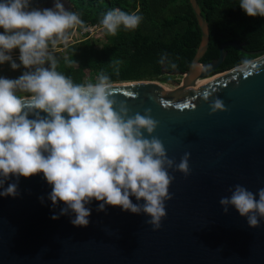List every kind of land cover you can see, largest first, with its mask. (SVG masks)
<instances>
[{
  "label": "water",
  "instance_id": "95a60500",
  "mask_svg": "<svg viewBox=\"0 0 264 264\" xmlns=\"http://www.w3.org/2000/svg\"><path fill=\"white\" fill-rule=\"evenodd\" d=\"M61 2L73 10L68 0ZM189 4L201 33L190 67L161 66L165 76L182 80L113 83L115 98L126 101L130 114L151 109L158 121L152 135L169 158L178 164L190 153L187 176L168 170L172 199L165 201L161 227L153 230L150 217L120 207L97 211L101 202L95 200L87 205L88 226L75 227L72 214L59 215L63 203L53 206L48 199L51 186L42 173L12 177L7 183H18V195L0 197V264H264V218L251 228L234 208L225 214L219 204L237 184L253 193L264 188V53L248 52L257 57L214 73L226 47L244 46L227 41L216 59L200 64L209 29L197 0ZM31 6L52 8L54 0H32ZM205 91L212 93L209 102L202 99ZM215 98L224 111L211 112Z\"/></svg>",
  "mask_w": 264,
  "mask_h": 264
},
{
  "label": "clouds",
  "instance_id": "9594fccd",
  "mask_svg": "<svg viewBox=\"0 0 264 264\" xmlns=\"http://www.w3.org/2000/svg\"><path fill=\"white\" fill-rule=\"evenodd\" d=\"M31 2L0 0V65L8 62L13 70L29 69L16 79L0 77V197L18 195V183H7L12 177L18 181L42 173L51 186L48 199L53 206L63 203L59 215L72 214L75 227L88 226L87 205L95 200L101 202L97 211H105L107 205L143 214L158 230L167 215L165 201L172 199L174 176L168 170L187 176L190 153L178 164L169 158L161 140L152 135L158 121L151 109L130 114L126 101L115 98L109 75L76 84L58 72L57 46L69 40V29L83 28L84 22L61 0L43 9ZM239 7L249 17L264 18V0H240ZM142 19L137 12L115 8L102 14L100 24L114 36L121 26L136 29ZM15 49L19 63L11 55ZM65 63L76 61L65 58ZM211 96L205 91L202 99L209 102ZM209 107L212 113L225 110L219 98ZM229 192L219 200L223 212L234 208L249 227H259L264 188L253 193L237 184Z\"/></svg>",
  "mask_w": 264,
  "mask_h": 264
},
{
  "label": "trees",
  "instance_id": "16d2710c",
  "mask_svg": "<svg viewBox=\"0 0 264 264\" xmlns=\"http://www.w3.org/2000/svg\"><path fill=\"white\" fill-rule=\"evenodd\" d=\"M72 11L87 24L100 23L102 14L120 8L137 12L143 17L134 30L121 26L116 35L105 33L106 43L96 48L88 40L78 44L61 43L65 55L56 56L57 71L76 84L84 82L85 71L98 68L109 75L112 83L132 81H169L167 71L185 72L199 47L201 33L189 0H68ZM201 15L209 29V45L200 64L206 65L219 55L220 46L227 41L243 43L241 48L226 47V58L214 73L223 72L246 63L264 53V18L249 17L239 7L240 0H197ZM74 29L69 34L72 39ZM65 58L76 63L70 66ZM163 58V59H162ZM118 62V63H115ZM174 65V67H173Z\"/></svg>",
  "mask_w": 264,
  "mask_h": 264
},
{
  "label": "rangeland",
  "instance_id": "374dc122",
  "mask_svg": "<svg viewBox=\"0 0 264 264\" xmlns=\"http://www.w3.org/2000/svg\"><path fill=\"white\" fill-rule=\"evenodd\" d=\"M71 30L72 29L68 30V34H70ZM105 33H106V30L104 29L102 31L103 37L99 36L97 38L96 36H93V37H91V38H89L87 40L89 41V43L93 44L96 48H99L101 45L106 43ZM83 37H84V35L80 34L77 31H73L72 39L69 42L64 43V46L67 45V44H78L79 42L84 40ZM58 46H57V48H56V50L54 52V55L55 56H63V55H65L64 47L59 48ZM11 55H12L13 59L17 63H19V49L13 50ZM44 66L45 67H49V65L47 63ZM27 70H29V69H25L23 66H21L17 70H13L10 67V63L5 62L4 64L0 65V77H5V78H9V79H16L24 71H27ZM84 74H85L84 75V82L85 83H95L97 81L98 76L101 74V72H100V70L98 68H92L91 70L85 71ZM161 78H167L169 81L182 80L181 76H165V75H162ZM152 82H160V81L155 80V81H152Z\"/></svg>",
  "mask_w": 264,
  "mask_h": 264
},
{
  "label": "built area",
  "instance_id": "2783aa9c",
  "mask_svg": "<svg viewBox=\"0 0 264 264\" xmlns=\"http://www.w3.org/2000/svg\"><path fill=\"white\" fill-rule=\"evenodd\" d=\"M103 27L100 23H94V24H87L85 27L81 29H74V31L79 32L80 34L84 35V40H87L93 36H96L97 38L99 36L103 37L102 31Z\"/></svg>",
  "mask_w": 264,
  "mask_h": 264
},
{
  "label": "flooded vegetation",
  "instance_id": "af4514ba",
  "mask_svg": "<svg viewBox=\"0 0 264 264\" xmlns=\"http://www.w3.org/2000/svg\"><path fill=\"white\" fill-rule=\"evenodd\" d=\"M3 31H0V33H2Z\"/></svg>",
  "mask_w": 264,
  "mask_h": 264
},
{
  "label": "bare ground",
  "instance_id": "6f19581e",
  "mask_svg": "<svg viewBox=\"0 0 264 264\" xmlns=\"http://www.w3.org/2000/svg\"><path fill=\"white\" fill-rule=\"evenodd\" d=\"M218 76V75H217ZM216 77V76H215ZM206 80V79H205Z\"/></svg>",
  "mask_w": 264,
  "mask_h": 264
}]
</instances>
